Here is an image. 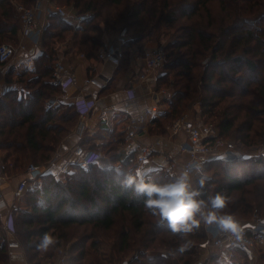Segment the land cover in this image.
Segmentation results:
<instances>
[{
    "label": "trees",
    "instance_id": "trees-1",
    "mask_svg": "<svg viewBox=\"0 0 264 264\" xmlns=\"http://www.w3.org/2000/svg\"><path fill=\"white\" fill-rule=\"evenodd\" d=\"M13 1L25 6L35 2L0 0V42H13L21 32ZM53 1L70 6L77 14L92 15L83 27L75 28L73 20L50 14L43 50L34 57L32 67L17 75L6 72L5 80L13 85L0 95V170L4 174H22L28 162L44 164L78 120L73 103H54L62 89L54 81L52 66L57 60L56 44L66 32L79 52L94 58L105 34L135 31L136 36L124 43L128 47L146 36L155 37L161 23L175 27L174 39L165 46L163 72L156 80L157 89H171L170 106L165 115L150 121L151 126L165 132V125L199 97L201 116L214 123L219 135L234 134L239 147L264 150V0H217L218 13L211 8L215 0ZM119 117L120 126H112L102 146L118 165L105 167L94 161L82 168L71 164L65 180L51 172L29 180L12 210L14 239L27 264H41L42 241L52 230L67 246L66 264H120L130 253L135 255L127 264H201L194 257L207 236L203 221L189 233H174L145 207L143 196L122 187L120 173H136L137 164L133 153L125 156L119 149L127 116ZM167 172L151 170L144 175L164 184L173 178ZM201 172L208 176H197L194 188L201 190L206 203L221 193L228 198L222 214L246 218L255 211L264 216V153L210 159ZM98 239L110 243L108 262L99 252ZM0 264H9L6 237L1 234Z\"/></svg>",
    "mask_w": 264,
    "mask_h": 264
},
{
    "label": "crops",
    "instance_id": "crops-1",
    "mask_svg": "<svg viewBox=\"0 0 264 264\" xmlns=\"http://www.w3.org/2000/svg\"><path fill=\"white\" fill-rule=\"evenodd\" d=\"M20 34L18 36L19 40L22 38ZM120 35L123 34L119 32L105 34L102 44L119 47L121 50V58L117 63L114 60H102L97 56L94 58H86L85 54L82 55V52H79L69 42L56 45L55 55L57 59L60 58L66 69L76 76V82L64 89L61 88V93L55 97L54 103L70 104L79 98L96 100L95 107L88 114L78 117L75 126L57 145L52 158L41 165L45 169V172H51L59 179L65 180L67 177L70 168L65 172H61L60 168L65 162L72 159L73 148L82 144L81 142L84 143V145H81L84 148L89 150L95 149L101 153V159L98 162L102 166L111 167L114 163L102 151V146L108 140L109 132L113 129L112 126H115V128L120 126L122 121L120 117L118 118V115L124 114L128 119L129 113H137L148 106L156 107L157 112L148 117L144 124L138 125L136 133L139 142L152 144L154 150L144 163H136L137 172L145 174L154 169L165 168L177 169L178 173H180L179 166L186 159V155L178 149V144L185 139L183 133L170 134L167 129V126L170 124L165 125V132L151 126L154 124H150L153 118L159 115H165L170 106L171 91L168 88H156V80L158 75L163 72L162 68L156 72L154 82H152V78L144 82L138 77V73L143 65L144 51L156 46L157 41L152 36H146L141 42L125 47L124 43L130 40V38L127 37L124 43H120ZM26 45L27 51L30 53L34 52L27 61L28 67L26 68H31L34 57L42 52L43 46L35 49L30 42H27ZM5 68L6 70L3 74H6L7 70H10L14 75H17L24 70L18 68L13 69L12 65L10 67L5 65ZM92 77L96 78L102 86L83 84L85 78ZM3 79L4 75L0 76V81ZM130 87L134 89L135 96L129 99L126 90ZM124 125L126 127L127 120ZM81 126L82 131L80 132L78 128H81ZM122 145H120V150ZM52 160L54 163L51 164ZM22 177L23 174L19 176V174L13 172L11 175H6L0 171V220L2 223L5 221L7 213L14 210L19 204L20 197L14 195V190ZM48 236L52 238L53 243L49 244L46 248L41 247L40 254L42 257L45 255L50 256L61 250H59L61 245L58 242L59 239L56 233L52 230ZM8 239L13 240L14 236H9ZM221 249L228 250L225 247L214 250ZM203 251L208 252L209 250ZM8 252L9 264H27L21 247L9 248Z\"/></svg>",
    "mask_w": 264,
    "mask_h": 264
},
{
    "label": "built area",
    "instance_id": "built-area-1",
    "mask_svg": "<svg viewBox=\"0 0 264 264\" xmlns=\"http://www.w3.org/2000/svg\"><path fill=\"white\" fill-rule=\"evenodd\" d=\"M16 9L22 38L16 43L0 44V65H8L9 67L12 65L13 69H25L28 67L27 61L34 52L30 53L27 51V42H30L35 49L43 46L44 29L50 14H57L63 18L73 20L75 28L81 27L84 20L92 15L91 13H85L72 16L65 6L58 5L53 0H35L32 6L17 4ZM126 40L127 37H124V35L119 36L120 43H124ZM97 57L102 60H114L117 63L121 58V50L119 47L102 45ZM164 61L165 51L162 46L156 45L146 49L143 54V65L138 73L139 79L145 82L152 78V82H154V76L162 68ZM52 69L54 81L62 89L76 82V76L66 69L60 58L53 63ZM83 84L102 86L94 77L85 78ZM126 94L129 99L134 98V89L132 87L128 88ZM72 103L76 106L79 116L82 117L95 107L96 100L79 98ZM156 112V107L148 106L137 113L128 114L127 129L121 152L125 156L134 153L137 164L144 163L152 154L154 148L152 144L138 141L136 128L138 125L144 124L147 118L156 114ZM167 129L172 135L177 133L185 135L184 141L178 144L179 151L186 155L185 161L179 166V172L181 173L191 168V179L194 175L201 172L203 164L210 159L232 160L242 157L245 153L244 149L239 147L233 140L219 135L217 128L205 122L200 114L190 117L187 110H185L181 116L167 126ZM78 131H82V126L78 128ZM100 159L101 155L99 152L77 145L73 148L72 159L65 162L60 171H68L71 164L87 168L94 161ZM52 163H54L53 160L51 161ZM172 166L174 165L172 164ZM196 166L199 167L197 168ZM44 172L45 169L41 166L34 162H28L22 172L23 177L19 180L14 190V195L20 197L27 188L29 180ZM235 219L243 229L239 238L230 232L219 231L215 225L209 226L204 223L207 236L204 241L198 244V248L202 250H214L225 247L228 250L241 251L248 260H253L255 250L264 243V216L255 213L249 219ZM1 227L6 237L7 249L20 248L21 246L16 239H8L9 236H14L15 233L12 211L7 213ZM66 262L65 257L62 256L55 259L46 258L41 264H66Z\"/></svg>",
    "mask_w": 264,
    "mask_h": 264
},
{
    "label": "clouds",
    "instance_id": "clouds-1",
    "mask_svg": "<svg viewBox=\"0 0 264 264\" xmlns=\"http://www.w3.org/2000/svg\"><path fill=\"white\" fill-rule=\"evenodd\" d=\"M190 171L191 168L182 171L164 184L147 180L142 172L129 171L120 173L123 176L121 184L137 196H143L145 207L158 215L161 222L166 221L174 233H189L203 221L206 225H215L219 231L230 232L239 238L243 231L239 222L232 214H222L228 203L227 196L216 193L206 203L201 198V190L193 188ZM203 183L202 178L200 188ZM52 243V238L45 235L42 246L46 248Z\"/></svg>",
    "mask_w": 264,
    "mask_h": 264
},
{
    "label": "rangeland",
    "instance_id": "rangeland-1",
    "mask_svg": "<svg viewBox=\"0 0 264 264\" xmlns=\"http://www.w3.org/2000/svg\"><path fill=\"white\" fill-rule=\"evenodd\" d=\"M54 2L58 5L65 6L71 12L72 16L77 14L73 10V8H71L70 6H68L66 4L58 3L56 1H54ZM13 4L15 7V11L17 13L16 5L21 4V3L13 1ZM219 6L220 5H219V2L217 0H215V2L213 4H211V8H212L214 13H218ZM17 15H18V13H17ZM81 27H83V23H82ZM174 31H175L174 26L171 27L165 23H161L159 28H158V34L155 35V37H153V39L156 40L157 45L162 46L164 48V51H165V46L168 43L172 42V40L174 39V36H175ZM116 32H119L120 34H123L124 37H129V38L135 37L136 36L135 34H137L135 31H129L128 33H125L122 30H118ZM65 34H66V35H64L65 38L62 41H59V43H63V42L72 43L71 35L68 32H66ZM18 41H19V38L13 42L11 40H3L0 42V44L1 43H16ZM56 45H58V44H56ZM100 48H99V50H100ZM99 50H98V52H99ZM81 54L84 55L83 52ZM205 61H206V59L203 60L204 63H205ZM5 70H6L5 65H0V76L4 75V79H3L4 81L3 80L0 81V95L2 94L3 91L9 89L13 85L12 82L9 83L5 80V74H3V73H5L4 72ZM169 91H171V89H169ZM198 102H199V97H196L192 103L190 102L191 108L189 106V108L186 109L188 112V115L190 117L197 116L201 113L200 112V106H199ZM201 117L204 119L203 116H201ZM205 122H207V121H205ZM207 123H209L212 126H214L215 128H217L214 125V123H212V122H207ZM222 137H225L226 139H231L237 144V140L234 138L235 137L234 134H231L229 136H222ZM242 149H244V151H245L244 154L246 156H256V155L264 153V150L260 146H250V147L243 146ZM2 154L3 153L1 151L0 156H2ZM114 164L118 165L119 163H114ZM159 169H165V168H158V169H154V170H159ZM165 170H167L168 171L167 173L173 177L178 176L180 174V173H178L177 169H175V170L165 169ZM134 171L137 172L136 169ZM1 173H3V172L1 171ZM19 176H21V174H19ZM197 176H208V175H206V174L203 175V172H200L199 174L194 175L191 179L193 188H194V179ZM255 213L256 212L254 211V213L250 217H246L245 219L252 218ZM257 215H259V214H257ZM260 216H262V215H260ZM237 219H244V218H237ZM0 234L4 236V232H3L1 226H0ZM58 242L61 245L59 250L60 249L61 250L55 254L50 255V256H48V255L43 256L42 261L46 258L55 259L57 257L63 256V257H65L66 261L69 262V252L67 250V246H64L63 242L61 240H58ZM96 242L98 243L99 252H100L101 256L106 260V262H108L110 243L104 239H98V240H96ZM90 252L91 251H89V253ZM133 255H135V254L130 253V254L126 255L124 258L125 262H123V263L127 264L126 260L130 259L131 256H133ZM194 260H195V263L200 262L201 264H264V243L262 245L258 246V248L255 250L253 260H248V259L245 260L243 258V256L240 253H238L237 251L221 249V250H209L208 252H206V251H203L202 249H199L198 247L196 249V255L194 257ZM123 263H120V264H123ZM108 264H112V263H108Z\"/></svg>",
    "mask_w": 264,
    "mask_h": 264
}]
</instances>
